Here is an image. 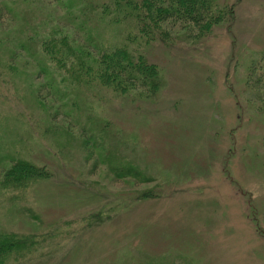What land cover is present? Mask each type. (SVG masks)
I'll return each mask as SVG.
<instances>
[{"label":"rangeland","instance_id":"1","mask_svg":"<svg viewBox=\"0 0 264 264\" xmlns=\"http://www.w3.org/2000/svg\"><path fill=\"white\" fill-rule=\"evenodd\" d=\"M216 1L233 8L232 24L194 44L144 50L160 70L154 98L103 93L80 101L93 129L106 132L113 146L123 143L111 150L121 162L114 166L104 157L111 151H100L104 162L84 160L71 137L78 135L77 108L69 96L52 98L46 90L64 73L40 63L39 44L53 33L108 44L117 28L97 12L68 17L65 1L0 0V177L12 158L54 174L18 202L0 201V229L43 232L119 206L107 224L63 239L55 255L20 264H264L263 117H256L259 101L245 79L264 57V0ZM37 94L47 95L42 107L56 114L54 123L40 118ZM120 164L150 180L116 178ZM148 192L154 198L134 200Z\"/></svg>","mask_w":264,"mask_h":264},{"label":"trees","instance_id":"2","mask_svg":"<svg viewBox=\"0 0 264 264\" xmlns=\"http://www.w3.org/2000/svg\"><path fill=\"white\" fill-rule=\"evenodd\" d=\"M60 1L66 2L64 8L68 17L76 18L86 13L97 12L95 18L105 21L107 25L110 24L118 30L115 32L114 41L108 44L101 42L99 45L92 46L90 42L78 41L73 35L70 37L65 33H62V37L54 36L55 33H53L51 37L39 44V55L43 61L40 63L64 73L61 76L57 75L59 77L57 83L51 80L46 90L52 98L69 96L67 97L69 106L72 110L73 107L77 108L73 122L78 128V135L71 137L82 150L84 160L89 161L92 156H96V164L104 162L101 160L100 151L104 154L105 151H111L116 145L123 143L115 142L113 146L112 139L106 132H102L103 136L100 131L93 129L92 125H97L91 124L83 115L85 108L81 109L86 99L103 98V93H106V96L111 95L130 101L140 98L139 95L146 99L154 98L160 89L161 75L159 68L148 61L144 53L145 49L154 43H158L160 47L167 50L175 48L180 43L185 45L193 41L192 44H194L211 34L214 27L222 23L230 25L234 20L233 8L226 4L220 5L216 0ZM78 3L81 5H77ZM75 9H77L76 12L69 13ZM43 73H46L44 68L41 71V74ZM245 79L248 82L246 84L249 86L248 89L255 90H252L255 101H259V107L256 105L255 110L260 112L256 117H263L259 119L261 123L258 125L259 129L264 131L263 56L255 60L248 68ZM52 87L54 89L49 92V88ZM72 98L76 100V103ZM35 99L37 107H40V110L43 109V99L39 100L38 94ZM39 116L41 119L44 117L46 122L50 119L54 123L56 114L51 116L50 112L43 109L42 112L39 111ZM98 127L103 130L102 126ZM58 130L63 132L61 129ZM65 132L67 131L65 130L64 134ZM262 136L260 140L264 149V135ZM115 149L120 148L116 146ZM261 155L264 164V152ZM115 156L112 151L109 156L104 154L110 164L114 162V166L121 163ZM10 162L9 167L3 173L1 172L0 201L2 202H18L17 198L25 197L33 185L54 177L53 172L43 164L15 158L10 159ZM134 169V167L120 164L113 173L116 178L133 177L143 182L150 180ZM11 194L17 197H12ZM147 197L154 198L148 192L147 195H141L134 200ZM117 208L119 210L118 205ZM118 210L112 205H105L93 212L80 213L71 221H57L43 232L26 233L0 229V264L28 263L36 259V256L51 257L56 254L54 249L61 246L63 239L70 237L74 232L107 224ZM193 262L190 261L191 264Z\"/></svg>","mask_w":264,"mask_h":264}]
</instances>
